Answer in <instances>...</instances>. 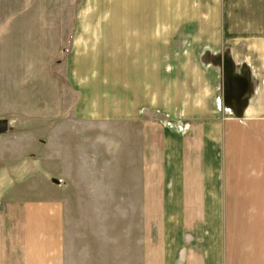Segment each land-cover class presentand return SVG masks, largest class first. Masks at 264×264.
I'll list each match as a JSON object with an SVG mask.
<instances>
[{"label": "crops", "instance_id": "obj_1", "mask_svg": "<svg viewBox=\"0 0 264 264\" xmlns=\"http://www.w3.org/2000/svg\"><path fill=\"white\" fill-rule=\"evenodd\" d=\"M62 2L78 4L75 36L100 37L93 56L109 61L94 73L77 67L87 80L69 117L141 123L139 232L126 259L119 243L107 256L101 241L100 252L78 243L65 194L41 165L56 152H40L70 124L20 125L23 109L0 104V264H264V0ZM181 37L200 40L188 60L169 62L189 42ZM204 52L214 63L203 64ZM226 56L251 83L241 116L224 103ZM153 109L169 116L152 120Z\"/></svg>", "mask_w": 264, "mask_h": 264}, {"label": "rangeland", "instance_id": "obj_2", "mask_svg": "<svg viewBox=\"0 0 264 264\" xmlns=\"http://www.w3.org/2000/svg\"><path fill=\"white\" fill-rule=\"evenodd\" d=\"M62 1L0 0V104L8 111L9 105L23 109L25 114L18 117L20 125L32 120L39 122L42 129L52 124H70L65 131H59L54 142L50 141L53 148L40 149L41 157L56 152L54 163L46 156L41 158V165L50 170L51 182L60 187L61 196L65 194L67 228L78 243L91 241L98 252L101 241L106 256L110 255L112 242L114 247L119 243L118 255L126 259L127 242L139 232L140 212L136 209L140 204L141 123L69 117L67 110L73 111L78 105L83 97L78 88L87 80V75L78 76L77 67L94 73L93 66L109 61H103L101 55L93 56L100 49V37L75 36L78 4ZM182 38L184 42L188 38V44L182 51L169 50V62L188 60L193 54L189 51L192 43L200 40ZM200 55L203 64L215 61L211 53ZM171 86L168 83L169 91ZM205 102L201 101L200 106ZM84 103L85 112L95 111L94 100L84 99ZM219 103L216 100L222 108ZM64 110L66 120L62 117ZM148 116L160 120L169 115L153 109ZM197 119L193 125L207 120ZM172 165L169 162V168Z\"/></svg>", "mask_w": 264, "mask_h": 264}, {"label": "water", "instance_id": "obj_3", "mask_svg": "<svg viewBox=\"0 0 264 264\" xmlns=\"http://www.w3.org/2000/svg\"><path fill=\"white\" fill-rule=\"evenodd\" d=\"M225 82H224V103L230 107L237 116L243 114L248 105V95L251 90V83L246 76L235 71L232 59L228 56L224 59ZM8 131V122L0 123V134Z\"/></svg>", "mask_w": 264, "mask_h": 264}]
</instances>
